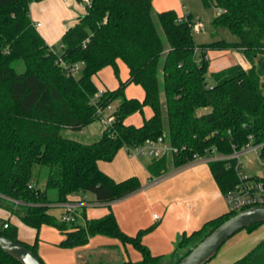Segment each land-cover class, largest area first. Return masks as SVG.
Masks as SVG:
<instances>
[{
	"label": "trees",
	"instance_id": "1",
	"mask_svg": "<svg viewBox=\"0 0 264 264\" xmlns=\"http://www.w3.org/2000/svg\"><path fill=\"white\" fill-rule=\"evenodd\" d=\"M40 1L0 0V208L37 233L44 225L56 227L64 236L63 248L84 246L92 236L103 235L134 246L142 255L136 263L117 258L87 264L170 263V257L153 255L143 243L154 226L131 236L113 212L82 224L78 219L77 223L63 222L50 208L75 195L91 193L94 202L109 204L138 191L142 187L139 178L115 181L99 168V162L114 160L126 146L164 135L180 151L153 158L148 164L152 178L206 155L211 148L231 155L249 144L260 146L264 160V0H201L205 8L219 10L213 25L238 39L203 44L194 39L191 14L155 12L153 0H90L86 14L63 35L60 55L46 43L31 18L30 5ZM211 50L238 51L251 67L236 64L213 72L214 83L209 84L207 53ZM17 59L25 63L22 73L12 65ZM77 63L83 67L71 73L70 67ZM121 64L128 68L125 80L120 79ZM108 67L119 85L104 88L98 104L107 107L122 98L113 126L93 143L65 137L64 129L81 130L98 120L92 103L100 89L95 77ZM131 84L144 90L143 99L126 96ZM147 108L152 115L141 126L127 123L130 116L144 115ZM209 164L224 194L240 183L235 159ZM35 165L49 169L46 188L58 190L56 201L31 182ZM254 177L264 183V177ZM81 214L85 216L84 207ZM236 214L228 212L192 233L180 234L172 264ZM3 220L9 227L0 234L40 258L37 242L21 241L18 227L10 219ZM0 264L22 263L0 249ZM232 264H264V239Z\"/></svg>",
	"mask_w": 264,
	"mask_h": 264
},
{
	"label": "crops",
	"instance_id": "2",
	"mask_svg": "<svg viewBox=\"0 0 264 264\" xmlns=\"http://www.w3.org/2000/svg\"><path fill=\"white\" fill-rule=\"evenodd\" d=\"M181 4V0H153V7L155 6L157 11L174 10L180 17L191 14L188 11L182 12ZM87 8L88 4L83 0H42L30 5V15L46 43L54 50L58 44H61L62 48L63 35L79 23L80 18L86 14ZM207 57L210 59V65L212 63L217 65L214 72L236 64H241L246 69L251 67L248 59L238 51L211 50L208 51ZM120 67L121 73L124 72L123 78L127 79L128 68L124 64ZM99 74L95 77L98 87L108 89L118 87L119 81L114 80L110 82L112 84H107V81L100 77L102 73L99 72ZM97 78L101 80L99 84ZM126 96L143 99L144 90L131 84L126 89ZM151 115V109L147 108L144 115L134 114L127 119V123L141 126L144 119ZM90 125L81 129L79 133L71 129H64L62 133L70 139L93 143L102 137L104 128L92 131L89 129ZM79 136L87 137L89 140H81ZM90 139L93 140L90 141ZM124 149L119 150L114 160L100 161L99 168L118 182L135 176L141 181L142 187L109 204L96 203L94 195L91 198L86 194V200L91 204L84 207L85 216L81 214L83 208L79 210L78 220L83 224L86 219L101 218L113 212L122 230L131 236L136 235L141 229L154 226V229L143 237V243L148 246L153 255L170 257L171 260L168 263L172 264L177 258V255L173 253L178 236L182 233H192L202 228L207 222L228 213L227 200L214 178L208 161L195 160L181 167L171 168L160 177L152 178L148 170V164L152 158L149 157V161L143 163L140 160L142 157L131 156L125 149L126 155ZM80 196L75 195L74 198L78 199ZM53 205V208H61L58 203ZM63 213L64 209L61 215ZM12 217L16 216L0 208V219L11 221ZM259 237L261 236H257L249 243H243L244 245L238 247L237 254L229 255L230 257L223 258L215 264H228L231 259H240L264 239ZM61 239H64L63 235ZM60 248L54 247L48 252L46 247L41 246V255L44 259H48L50 264H64L65 261L62 260L64 252L71 257L73 264H87L100 260L112 261L117 258H124L126 261L131 260L135 263L142 260V255L135 253L139 251L134 246L130 244L124 246L118 239L103 235L92 236L84 246L68 248L71 251Z\"/></svg>",
	"mask_w": 264,
	"mask_h": 264
},
{
	"label": "rangeland",
	"instance_id": "3",
	"mask_svg": "<svg viewBox=\"0 0 264 264\" xmlns=\"http://www.w3.org/2000/svg\"><path fill=\"white\" fill-rule=\"evenodd\" d=\"M181 1H182L181 11L182 12L188 11L189 13H191L193 20L195 22H198L201 25V27L204 29V31L202 32L194 31V39L197 43L203 44V43H208V42L217 41V40H227V41L238 40L237 37L231 34L229 30L225 28H216L213 25V20L219 12L217 8L215 7L205 8L201 0H181ZM154 10L155 12H160V11H157L155 6H154ZM54 50L58 55H60L62 53L61 44H58L56 47H54ZM231 52H237V51L231 50ZM12 65L14 66L15 70L18 73H22L26 69L25 63L21 59H17L13 61ZM216 66L217 65L213 63L212 65H210L209 71L207 73V80L209 84L214 83V78L212 76V73L214 72L213 70L214 68H216ZM100 73H102L100 77H103L104 78L103 80L107 81V84H109L111 81H114V80L118 82V79L116 78L115 73L111 67L103 69L102 72ZM123 76H124V72L122 73L120 72L121 80H125ZM97 81H98V84L101 82V80H99L98 78H97ZM137 87L139 89H142L140 86H137ZM130 92L131 90L129 91V93ZM162 97L164 99V95ZM121 101H122V98L115 100L112 103V106L116 109L117 106L121 103ZM165 124H166V131L168 132V123L166 119H165ZM103 128L104 126L99 120H96L89 126V129L92 131H99V130H102ZM74 131H78L79 133L80 130H74ZM83 137L79 136L81 140H89L87 137H84V138ZM92 140L93 139H90V141ZM124 153L127 155L125 149H124ZM149 159H150L149 157L145 156V157H142L140 160L143 163H145V162H148ZM240 161L242 163V166L240 168L241 172L248 174V175H252V176L264 177V160L263 159L259 160L257 157V154L254 151L249 152L245 155H242L240 157ZM48 173H49L48 168L42 167L40 165H35L33 168V172H32L31 182L35 183L37 187H39L40 189L46 190L47 195L50 200L56 201L58 199V190L56 188H46V180H47ZM88 196L92 198L93 195L91 193H88ZM62 210H63L62 208H50L51 214H53L59 220L61 217ZM11 222L12 224L16 225L19 229L20 240L28 244H34L35 242H37V250H38V254L40 258L44 261L45 264H50L48 262V259H44V256L41 255L40 248L41 246H44L49 252L54 247H61L60 243L62 242V239H61L62 235L60 231L54 226L44 225L42 226L39 233H37L34 228L25 225L17 217H12ZM257 236H261L259 237V239L264 238V222L252 230L244 229L236 233L233 237H231L227 242L223 244V246L219 249L216 256L213 257L209 261V263L215 264L219 260H222L223 258H226L229 255L233 256L237 254V252H239L237 250L238 247H240L241 245H244L243 243H249L252 239H256ZM60 249H66V251H71L70 249L63 248V247H61ZM62 251H65V250H62ZM64 253L65 254L62 257V260L65 261L64 264H73L72 263L73 261L71 260V257L67 254V252H64ZM135 253H137L139 256L141 255L137 251H135ZM50 256L55 257V255H50ZM236 260L237 258L231 259V261L228 264H232Z\"/></svg>",
	"mask_w": 264,
	"mask_h": 264
},
{
	"label": "built area",
	"instance_id": "4",
	"mask_svg": "<svg viewBox=\"0 0 264 264\" xmlns=\"http://www.w3.org/2000/svg\"><path fill=\"white\" fill-rule=\"evenodd\" d=\"M67 1V0H66ZM87 4L90 0H83ZM193 31L202 32L204 29L198 22L192 25ZM63 67L67 69V65L64 61L60 60ZM83 67V63H77L70 67L71 73H77ZM104 88H100L98 93L92 100V103L97 107V118L103 124L104 131L109 130L114 122L116 116L114 115L116 109L111 105L102 107L98 104L100 97L104 94ZM126 151L129 155L134 157H150L161 158L165 156H174L179 153L180 148L177 145L172 144L167 136H160L156 139H148L145 143L138 146H126ZM254 151L260 158V146L247 145L240 151H235L231 155H223L218 153L216 148H211L204 156L198 155L195 160L203 159L209 163L218 160H236L235 170L238 173L240 183L232 190L224 194L229 206V212L239 213L248 208L264 205V183L259 181L255 177L249 176L240 171L242 163L240 157L249 152ZM194 160V161H195ZM91 203L86 200V195H81L80 198L75 199L74 196L65 203H58V206L64 209V213L61 215L60 220L67 223H77L79 216V210L83 207L90 205ZM157 218V216H155ZM9 225L3 219H0V230L8 228Z\"/></svg>",
	"mask_w": 264,
	"mask_h": 264
},
{
	"label": "water",
	"instance_id": "5",
	"mask_svg": "<svg viewBox=\"0 0 264 264\" xmlns=\"http://www.w3.org/2000/svg\"><path fill=\"white\" fill-rule=\"evenodd\" d=\"M262 222H264V205L241 211L220 224L177 264H206L236 233ZM0 249L22 264H44L25 245L2 234H0Z\"/></svg>",
	"mask_w": 264,
	"mask_h": 264
}]
</instances>
